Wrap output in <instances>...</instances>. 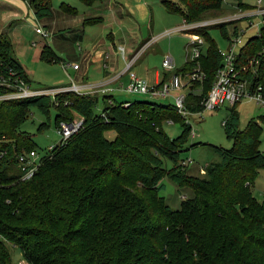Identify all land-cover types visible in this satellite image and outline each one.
I'll return each mask as SVG.
<instances>
[{
	"label": "trees",
	"instance_id": "16d2710c",
	"mask_svg": "<svg viewBox=\"0 0 264 264\" xmlns=\"http://www.w3.org/2000/svg\"><path fill=\"white\" fill-rule=\"evenodd\" d=\"M23 1L37 18L51 14L50 0ZM80 1L90 5L96 0ZM160 2L189 22L221 10L226 0ZM229 3L250 7L242 0ZM60 7L73 11L63 2ZM99 21L100 16L88 17L82 24ZM213 26L227 36V23L208 27ZM208 27L195 30L206 43L198 57L205 76L188 85L185 103L192 111L202 109L201 100L220 65ZM262 38L264 33L249 37L240 53H256ZM39 59L61 61L47 43ZM193 63L186 60L175 71H189ZM0 79L9 83L0 84V93L14 89L18 80L30 83L5 30L0 32ZM259 81L264 85L262 74ZM236 104L223 120L230 147L212 145L219 159L196 176L187 172L181 158L196 144L187 143L191 125L171 102L117 101L110 94L73 91L57 92L53 98L39 94L1 100L0 139L6 155L0 161V264H11L7 243L19 248L24 264H264V195L258 199L250 189L264 167L258 147L264 115L251 117L240 128ZM31 106L47 118L53 106L55 127L76 115L82 123L41 154L34 174L21 180L16 152L38 151L31 133L20 128ZM165 120L179 124L176 136L162 129ZM48 125L42 121L37 129ZM110 130L112 137L105 134ZM164 177L191 191L176 208L160 194Z\"/></svg>",
	"mask_w": 264,
	"mask_h": 264
},
{
	"label": "rangeland",
	"instance_id": "374dc122",
	"mask_svg": "<svg viewBox=\"0 0 264 264\" xmlns=\"http://www.w3.org/2000/svg\"><path fill=\"white\" fill-rule=\"evenodd\" d=\"M114 1H119L124 4L125 9L122 10L124 11L123 16L119 17L109 8L105 7L104 4H106L107 0H96L90 5L80 0H50L52 13L54 15L58 12L66 14L70 18V26L73 28L78 24L77 19L79 18L101 16V23L85 26L87 34L85 35L84 41L80 42L81 40L79 39L72 40L73 49L76 50L77 56H79L78 52H81L84 47L91 48V45L96 41L100 44H105L106 50H110L113 40L116 44H123L125 50L124 57L128 58L133 54L135 47L144 42L137 49L138 54L142 52L138 63H136L140 65V70L144 68L151 75L155 70L161 73L169 72L171 74L173 70L168 71L161 65L167 55L171 56L175 69L180 68L185 63V56L189 50L188 45L190 42L187 33L178 31L173 32L170 36L161 37L157 40L154 39V37L166 30H172L174 27L183 25V19L179 13L168 12L160 0H108L110 4L114 3ZM242 1L250 6L258 4L264 6V0H260L259 3L257 0ZM61 2L73 7L75 12H69V10L61 8ZM10 5H14L11 0H0V32L9 30L8 36L12 42V51L24 67L27 77L32 83H28L29 86L45 89L47 87L69 84L71 79L77 82V72L72 69L71 58L67 57L68 53L57 51L51 43L50 38L47 37V44L62 60L60 62H52L38 58L44 40L40 34L34 31L32 21L35 22V20L32 17V13L28 10L29 16L27 13H20L19 11L15 14ZM235 11H237L236 7L227 0L221 10L206 12L199 19H209L215 16L232 14ZM238 26L244 29V21H238ZM207 33L214 40L220 52L227 50L228 39L233 37L230 26L226 29V37L214 26L208 27ZM255 34L256 28H249L242 34L241 44H244L249 37ZM205 47L206 43L203 49ZM116 51L118 56L117 58L114 57V59H117L118 69H121L125 64L122 63L120 50L116 48ZM95 65L92 64L90 67H94ZM100 69L101 67L98 71L92 70L89 72V77L96 82L93 84H97L98 81L103 79L102 73L100 74ZM148 83L151 84L152 82ZM112 87L115 86L112 85ZM115 92L121 93V95H116V100L119 97H126L129 98L127 100L149 99L163 103H173L174 98L172 95L175 93L172 91L170 95L159 97L143 93H130L122 90ZM235 110L239 116L238 126L240 128H243L247 120L251 117L256 118L258 115H264V105H260L254 99L248 97L241 98L237 102ZM54 114L55 110L53 106L49 107V118L40 112L36 106H31L26 120L20 126L21 129L31 133V137L36 143L39 152L58 143L61 139L60 133L54 125ZM228 114L229 108L226 105H221L218 108L203 110L199 114L192 113L187 115V121L191 125L187 143H196L181 153L182 161L185 160L186 163H189L187 165V172H190L189 174L203 176L205 174L204 166L219 159V155L212 145L221 148L230 147L231 141L226 137L223 128V120ZM42 121H48L49 125L46 128L38 130V124ZM261 126L258 147L264 154V124H261ZM161 127L170 137L176 136L180 131L179 124L170 122L169 120L162 121ZM105 134L108 137H112L114 132L110 130ZM162 182L164 186L160 190V194L165 198L171 208L178 207L180 199L186 195H191V191L188 188L177 187L167 177H164ZM250 189L252 194L258 199L264 195V167L258 170ZM7 248L10 252L11 264H24L22 254L18 247L7 243Z\"/></svg>",
	"mask_w": 264,
	"mask_h": 264
},
{
	"label": "built area",
	"instance_id": "2783aa9c",
	"mask_svg": "<svg viewBox=\"0 0 264 264\" xmlns=\"http://www.w3.org/2000/svg\"><path fill=\"white\" fill-rule=\"evenodd\" d=\"M257 2L259 3L260 0H257ZM236 9L237 11L232 14L215 16L209 19H197L189 22L183 20L182 26L174 27L172 30H166L154 37V39H158L170 36L173 32L178 31L187 33L190 42L185 59L194 61L192 68L186 72H176L171 56L167 55L161 65L166 70L173 71L171 74L167 75L165 79L155 84H149L145 78L130 72L129 81L122 89L130 93H143L159 97L170 95L173 91L175 92L172 95L174 98L173 104L177 112L182 115L186 121L188 114H199L203 110L218 108L221 105H226L227 107L233 106L243 97L252 98L260 105H264V85L259 81L261 74L264 79V63L261 62V59L264 57V38H262V45L256 53L248 55H242L240 53V49L243 45L241 44L242 34L244 32L249 28L255 27L256 36H260L261 33H264V6L258 4L246 9ZM238 21H244V29L238 26ZM223 22L227 23V27L230 26L232 28L233 37L227 38L228 47L225 52H220L218 50L220 65L216 69L215 77L210 88L201 100L202 109L199 111H192L186 107V92L183 91V89L193 82L202 81L205 76L198 60L201 51H203L205 41L203 36L196 33L195 30ZM34 30L43 37L47 35V31L42 28V26H36ZM118 50H120L122 55L123 47L119 46ZM136 55L137 52L126 61L124 71L131 67ZM77 67V63H72V68ZM259 69H261V71H259ZM0 84L9 86V83L5 82L4 79H0ZM12 88L14 89L0 93V101L39 94H49L53 98L55 93L61 91H73L76 93L100 92L106 94L112 90L111 87H106L104 84L77 83L73 80H71L69 84L63 86L47 87L45 89L30 87L29 84L23 80H18L16 84H13ZM123 104L127 105L126 102ZM81 123V116L74 117L71 121L60 120L56 128L60 133L61 140L66 139L77 131ZM2 141L3 140L0 139V161L6 155V147L2 146ZM52 147L53 145L45 148V151L42 152L33 148L29 150L22 149L16 152L18 178L21 180L30 178L40 164L41 154L43 155L45 152H48ZM182 163L187 164L185 160L182 161Z\"/></svg>",
	"mask_w": 264,
	"mask_h": 264
},
{
	"label": "crops",
	"instance_id": "0c3cea01",
	"mask_svg": "<svg viewBox=\"0 0 264 264\" xmlns=\"http://www.w3.org/2000/svg\"><path fill=\"white\" fill-rule=\"evenodd\" d=\"M11 2L14 5H10V7L13 8V11L15 14L17 13V11H19L20 13L25 12L29 16V11H30V13H32V17L35 20V22L32 21V25L34 26V28L36 26H42V28H44L47 31V35L44 37L42 36L44 43L45 42L47 43V41H46L47 37L50 38L51 43L53 44L54 48L57 51L59 50L60 52L61 51L67 52L68 53L67 57L71 58V63H77L78 64L77 68H72L75 72H77V76H78L77 77L78 78L77 83H89V84L96 83L95 81H93L91 79V77H89V72L92 70L98 71L99 68L101 67L100 74L102 73L103 79L101 81H98L101 83L97 82V84H104L106 87H111L112 88L111 92L106 93V94H110L116 99V95H121V93L115 92V91H121V90L124 91L122 89V87L128 83L130 72H133L136 75H138L142 78H145L147 80V82H152L151 84L158 83L161 80L165 79L167 77V75H169V72H162L161 73L158 70H155V72L152 75L150 73H148V71L144 68H142V70H140V65L139 64L137 65L136 63H138V61L140 59V55L142 54V52H139V54L137 53L131 67L128 70L124 71L125 65H123L124 67L122 66L121 69H118L117 59H114V57L117 58V56H118L116 48L118 49L119 46L123 47V54L121 55V59H122V63L125 64L126 61L128 59H130L135 54V52H137V49L139 48V46L144 42L140 43L137 47H135L133 54L128 58L124 57L125 50H124L123 44L122 43L116 44L115 42H113V40H112V45L110 46V50L109 49L106 50L105 44H100L96 41L94 44L91 45V48L84 47L81 52H78L79 56H77L76 50L73 49L72 40L73 39H75V40L79 39V40H81L80 42L84 41L85 35L87 34L86 30H85V26L88 25V24H84V25L82 24V21L84 18L83 19H81V18L77 19L78 24H76L73 28L72 26H70V22H69L70 18L66 14L58 12L56 15H54L52 13V9H51L50 15L37 18L34 15L32 9L29 8V6L27 5V3L25 1H23V0H11ZM137 5H138V3H137ZM104 6L109 8L111 11H113L119 17L124 15V11H122L123 9H125L124 4L119 2V1H114V3L110 4L107 0L106 4H104ZM71 8H73V7H71ZM73 11H74V9H73ZM73 11L69 10V12H73ZM98 16H100V15H98ZM101 21H102V19H101ZM101 21H99L98 23H101ZM62 30H64V31H62ZM8 32H9V30L7 31V33ZM37 34H39V33H37ZM110 35L112 36V34H110ZM44 43H42V45ZM11 48H12V42H11ZM78 48L80 49L79 45H78ZM107 51H109V52H107ZM12 53H13V51H12ZM13 55H14V53H13ZM38 58H39V54H38ZM75 58H78V59H75ZM60 60H62V59L60 58ZM185 61H186V59H185ZM78 62H81V63H78ZM92 64H96V65L94 67H90ZM30 83H31V81H30ZM112 85L115 87H112ZM187 89H188V86L186 88H184L183 91L186 92ZM93 93H96L99 96L103 94L100 92H93ZM127 99H129V98L119 97L117 101H125ZM76 117H78V115H76ZM188 164L189 163H187V165ZM187 169H188V167H187Z\"/></svg>",
	"mask_w": 264,
	"mask_h": 264
}]
</instances>
